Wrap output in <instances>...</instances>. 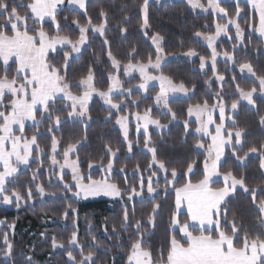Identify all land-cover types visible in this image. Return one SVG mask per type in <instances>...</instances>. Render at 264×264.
Wrapping results in <instances>:
<instances>
[{
    "label": "trees",
    "instance_id": "1",
    "mask_svg": "<svg viewBox=\"0 0 264 264\" xmlns=\"http://www.w3.org/2000/svg\"><path fill=\"white\" fill-rule=\"evenodd\" d=\"M12 2L13 0H9V3ZM15 2L21 15L30 14V9L23 5L31 3L32 0H15ZM142 2L143 0H91L86 2V11L84 10L82 13L66 7L58 10L56 20L60 25L59 30H57L55 23L49 21L37 24V27L42 26L43 30L51 36H68L76 41L80 36L79 26L87 27L89 17L92 26L104 23L106 19L104 34L99 38L88 31L86 47L76 59L68 62L69 66L66 69L67 80L73 85H78L79 80L85 77L91 69L95 77V86L105 91L109 86L108 76L114 75L107 52L111 50L113 56L121 62V67H124L129 61L132 63L147 62L149 56L155 60L156 51L151 42L153 36L159 34L163 37V40L160 41V47L163 49L164 57L178 58L164 64L155 75L162 73L170 77L175 84L184 83L186 87L191 89L189 91L191 96L184 100L169 101L168 107L176 113L177 117L174 124H171V114L168 110L167 113H162L154 107L153 98L159 90L150 88L146 91L145 97L138 92L132 93L129 98L114 97V102L124 101L125 103L121 110L115 114L112 113L111 116H109V110L100 101L93 100L88 107L87 114L91 117L88 123L69 121L67 111H56L64 108L66 104L63 101H57L52 111L61 116L62 123L54 133L47 132L48 127L52 126L48 119H43L38 127H25L23 134L26 137L30 138L37 131L41 133L37 142L40 148L44 149V153L40 157L43 160V167H40L38 162H30L25 170L17 174L13 182L6 185L9 189V195H11L12 190H15L25 198L20 201L23 204L22 207L17 208L13 205L11 209L0 208V264H9L3 258L5 234L8 235L9 242L13 245L10 264H26V257L29 256L32 258V264H70L66 249L71 250L73 256L79 261L81 259L80 247L76 246L74 249L68 245L73 230H77L78 244L83 247V252L94 254L95 264H127L128 250L136 236V220H140L143 225L144 246H150L154 257L161 249L164 250L166 256L169 240L173 234H176L177 239H181L183 243L178 228L173 232L169 226L170 216L174 210L175 188L183 186L189 180L196 183L203 178V165L206 156L199 152L195 145L198 142L207 143V141H203V139L192 134L196 126L189 122L187 109L189 106L203 103L205 100L208 101L209 105H213L218 92H223V98L227 102L226 115L232 116L236 121V126L246 131L243 138V150L238 151L239 156L244 157L250 147H259L264 143V126L259 123L260 116L264 115V98H254L255 107L248 108L238 104L235 114L230 115L229 113L231 103L234 100L240 102L236 93V84L245 90H250L252 87L258 88V81L255 77L248 78L244 74L247 71L240 72L239 65L250 62L258 75H264V45L258 38L257 32L248 27L249 24L258 27V18L251 11V8L241 4L243 18L239 22L241 27L245 29V44L235 49L236 63H216L214 74L210 68L203 72L200 71V57H204L205 61H210L211 54L198 38L214 35L215 24L226 21L210 14H198L182 1L163 4L152 3L148 9L149 27L145 28L142 26L143 18L140 12ZM222 6L234 15L235 4H223ZM101 10L107 13L106 18L100 16ZM73 20L78 21L79 26L72 23ZM3 23L4 17H0V24ZM33 23L34 21L30 19L28 21L29 27ZM197 32H201L202 35L196 36L195 33ZM9 34H12L10 25ZM229 37H233V39H229ZM234 37L235 31L230 29L228 36L219 41L215 47L219 55H223L225 51L233 53V46L238 44ZM105 41L108 43L106 44ZM189 50H194L197 53L192 60L182 57ZM65 51L67 50H60L49 55L48 62L55 67H62ZM5 67L8 68L7 75L12 78L16 74V66L14 64L5 66L0 63V76L5 74ZM215 75L225 77L220 87L212 81ZM119 79L125 89H134L140 83L137 77L127 81L120 75ZM71 91L76 95H81L83 92L78 86H73ZM10 99V97H5V102L7 103ZM133 100L137 103L133 104ZM148 109H151L150 117L152 119H158L161 124L167 125V130L160 134L148 131V135L151 137L149 147L157 149L156 159L163 161L169 169L168 181H172L170 175L172 168H175L178 173L175 181L168 185L167 192L160 190L165 188V173L154 167L149 168V165L153 163V157L143 152L145 149L148 150L144 146L145 136L138 134L135 128L130 125L127 143H125L120 130L116 127L117 116L135 115L137 112L143 114ZM41 119L40 112H37V120ZM185 121H188L187 129L184 127ZM225 127L226 130H235L231 124ZM15 134L20 135L19 132ZM52 135L60 140L57 155V159L60 161L62 160L63 149L68 143L81 141L72 158L79 157L80 172L85 177V183L88 182L87 177L89 175L95 180L102 179L103 176L100 171L111 160V155L106 151L107 147L110 146L114 151L119 149L117 156L112 161L114 166L109 177L111 182L118 184L121 189L132 185H137L139 189V180L143 177L145 180L144 190H146L148 175L151 171H157V177H153V180H159L160 189L157 190V194L152 199H147L143 194L142 200L132 201L131 204L125 202L127 195H124L123 198L120 197L125 204L106 201L76 202L70 197V192L64 193L62 186L54 183L52 179L50 171ZM85 136L86 140H84ZM129 142L133 145L131 152L128 151ZM33 147V155L36 156L35 146ZM232 151L231 148L224 151V158L218 167L221 175L232 171L237 177L243 176L249 188H264V170L259 167L260 153L249 154L248 158L241 163L235 159ZM90 161L94 162L93 167H98V170L89 172L88 163ZM193 162V171L188 173L187 165ZM137 165L139 166L138 171ZM155 165L158 166V164ZM122 167L126 169L124 172L120 171ZM34 174L37 177L34 184H43L46 192H54L57 195H46L44 199H40L39 195H34L31 201H27V186L32 184V190L34 193L36 192L32 181ZM63 182L70 183L69 176H64ZM153 186L155 187V183ZM211 187L215 189L221 188L223 185L214 183ZM73 191L75 190L73 189ZM257 199H264V192H259ZM154 203L161 205L155 218V227L146 222ZM69 205L77 212H70L65 218L63 214ZM125 206L129 211L130 222L128 230L121 231L122 210ZM226 208L228 219L231 220L235 215L251 234L264 232V229L256 227V218L259 213L253 207L249 193H245L243 190L235 191L227 198ZM178 218L181 222L188 220L186 213H180ZM74 222L75 229L73 227ZM113 226L117 229L116 233L112 232ZM41 233L44 235L42 236ZM53 236L58 243H63L65 248L54 250L51 247ZM93 237H95V241H93ZM236 243L240 244L241 242L237 241Z\"/></svg>",
    "mask_w": 264,
    "mask_h": 264
},
{
    "label": "snow or ice",
    "instance_id": "2",
    "mask_svg": "<svg viewBox=\"0 0 264 264\" xmlns=\"http://www.w3.org/2000/svg\"><path fill=\"white\" fill-rule=\"evenodd\" d=\"M64 0H33V2L23 5L30 9V14L21 15L18 11V5L13 0H0V17H4V23L0 24V58L3 60L5 66L15 57L17 63L16 74L9 78L7 75L8 68L5 67V74L0 76V165L3 170L0 171V201L5 205L13 203V198L16 201V207H20V201L25 197L15 190L11 191L6 185L13 182V179L20 172L21 166L28 167L30 162H38L40 167H43V160L40 158L44 153V149L40 148L38 144V137L41 135L39 131L33 134L30 138L24 136L25 122L32 121L37 127L43 122V119L51 121L52 126L48 127V133H54L58 126L62 123L61 116L56 115L52 109L57 102V97L70 101L64 108L56 111H67L68 118H80L90 120L88 116V103L91 98L96 95L99 96L109 110H121L124 101L119 103L114 102L113 94L119 92H126L128 95L132 94L131 88H123L122 82L118 75L110 74L108 76L109 86L107 90H101L94 84V74L89 69L87 75L82 77L78 85L71 84L66 77V69L69 66L68 62L72 53H79L81 46L88 42L87 32L91 27L93 32L104 34L106 29V19L104 23L92 26L91 18L88 19V26H79V22L73 20L72 23L79 26V39L73 41L68 36H51L43 30V27H37L39 21L44 20L45 17L51 18L55 23L57 30L60 29L59 22L56 20L57 8L63 4ZM69 4L77 6L79 9L86 11V0H68ZM188 3L193 9H200L203 12H208L211 9L214 15H218L224 19L225 23L215 24V35L204 36L208 47L212 49L211 65L213 71L216 68V57L218 55L215 49V41L221 36H228L230 26L235 28L234 39L238 44L233 46V53L225 51L223 55L227 60L236 63L235 49L245 44V29L241 27L240 19L243 18V8L241 7V0H234L235 13L230 14L226 7L222 6L224 0H207V4L200 3V0H188ZM246 3L252 8L257 9L259 14V26L253 27L249 24L248 27L254 32H257L264 42V0H246ZM150 0H143L140 5V12L143 16V27H149L148 24V9ZM100 16L107 17V13L101 10ZM32 19L33 25L29 27L28 21ZM127 19V17H125ZM67 20V18H65ZM9 25L11 35L9 34ZM207 28V25L205 26ZM126 31V29H124ZM196 36H201V32L195 33ZM153 43L156 44L155 60L151 56L147 62L137 61L132 63L129 61L123 67L124 74L131 76L133 72L138 71L141 78V83L137 85L139 89L148 90L149 82L159 81V92L155 95L154 102L158 106H162L171 114V119L176 120V113L168 107L170 94L183 93L187 95L191 89L185 86L184 83L175 84L168 76L152 75L148 69L160 70L162 60L165 58L163 49L160 47L159 41L163 37L159 34L153 36ZM233 39V37H229ZM107 44L108 41H105ZM71 45L69 51L63 53L64 63L62 67H55L48 62L50 51L56 50V45ZM134 51V50H133ZM108 58L112 62L113 68L119 72L121 62L113 56L111 50L107 52ZM187 56H196L194 50H189L185 53ZM206 65L204 57H200V67L203 69ZM240 72L249 73L258 81V88L252 87L250 90H245L236 84V93L239 94L241 100L246 101L248 105L255 107L254 95L259 92L260 96H264V75H258L253 65L250 62H244L239 65ZM220 81H224L225 77L218 75L216 77ZM235 80V77H233ZM73 86H82L83 92L81 95L73 94L71 88ZM194 87V86H193ZM10 95L12 98L6 103L5 97ZM216 103L209 105L205 100L203 103L191 105L187 109L189 116H195L198 126L195 129L196 133H201L204 136L211 138V144L206 148L207 156L203 165V178L196 183L191 180L183 184L181 187L175 188V202L173 214L170 216L169 226L175 232L178 228L179 233L185 242L177 239L176 234L171 235L169 240V247L165 256L164 250L154 257L150 246H144V233L142 232L143 225L140 220L135 221L136 236L130 244V249L127 254V264H264V232L251 234L242 221L238 220L235 215L231 220L228 219V210L226 208L227 198L233 194L238 188L245 193H249L252 199V205L258 210L256 227L264 229V199H257L259 192H264V188L252 187L246 185L243 176L237 177L232 171L223 174L224 186L221 188H212L210 185L213 182V177L221 175L218 171L219 162L224 154L225 148L230 147L232 155L241 163L248 158L249 154L260 153V169L264 170V143L259 147L253 146L248 149L244 157L239 156L238 151L243 150V138L246 135L245 129L238 128L236 121L232 116H226L227 102L223 98V92L216 94ZM133 104L137 102L132 101ZM239 101H233L230 109L233 113L238 108ZM40 110L42 116L41 120H37V110ZM70 109V110H68ZM219 111L220 123L215 127V134L209 130V126L214 124L213 112ZM151 109L146 110L143 114L136 113L135 120L137 122V132L143 127L145 142L144 146L152 153L153 163L158 164V170L165 173L166 184L164 189H160L159 180H153L157 177V171H151L147 177V193H156L158 189L167 192V187L172 181H175L178 173L175 168L170 170L172 181L167 180L169 169L163 161L156 159L157 149L149 147L151 137L148 135V126L150 124L156 125L159 128H166L167 125L161 124L158 119L150 117ZM112 113L109 111V116ZM231 120V127L233 130H226L225 120ZM128 121L129 115H120L116 118V124L123 130L125 140L128 139ZM142 122V124H141ZM259 123L264 126V115L259 118ZM15 126V128H14ZM185 129L188 128V121L184 122ZM19 131L20 135H16ZM86 140V136L84 137ZM81 141L77 140L75 143H68L63 149V162L57 159L58 146L60 140L52 135L51 149H50V165L52 169L59 168V182H62L64 193H71L76 198H87L88 196L105 195L112 197H121L127 195L129 201L134 197L141 196L144 193L145 180L143 177L139 180V189L137 185H132L121 189V187L111 182L109 178L101 180L92 179L91 175L85 177L80 172V160L78 156L72 158L77 152V145ZM33 146H35L36 156L33 155ZM239 146V149H237ZM132 143H128V151L132 150ZM197 149H205V144L198 142L195 145ZM107 153L112 157H116L119 149L115 151L108 146ZM94 162L88 163V168L92 169ZM112 160H109L105 172H110L113 168ZM152 165H149L151 168ZM194 162L187 165V172L193 171ZM71 169L72 181L74 184L63 182V170ZM126 169L121 168L124 172ZM139 166L137 165V171ZM39 171V169H37ZM36 175L32 177L33 184L36 180ZM155 183V187L153 186ZM36 192L32 190L33 185L27 186V201H31L34 195H39L43 198L46 195L56 196V193H48L43 184H34ZM75 188V191H73ZM186 207L188 220L183 222L178 218L180 209ZM161 205L154 203L151 209V214L146 218V222L155 227V218L158 214ZM76 213L71 205L64 211L66 218L69 213ZM122 224L121 231H127L130 222L129 211L125 206L122 210ZM134 215V208H133ZM223 225V227H222ZM12 227V226H10ZM76 228L75 222L73 225ZM107 231V229H105ZM113 233L117 232L115 226L112 229ZM43 236L44 234L41 233ZM95 241V237H93ZM240 241V244L236 242ZM3 243L5 245L3 258L10 264V257L13 245L9 242L8 235H4ZM68 245L80 247L81 259L76 260L71 250L66 249L67 257L73 264H95L94 254L83 252V247L78 244L77 230H73L68 240ZM51 247L55 250L57 248H65L63 243H58L55 236L51 239ZM26 264H32V258L26 257Z\"/></svg>",
    "mask_w": 264,
    "mask_h": 264
},
{
    "label": "rangeland",
    "instance_id": "3",
    "mask_svg": "<svg viewBox=\"0 0 264 264\" xmlns=\"http://www.w3.org/2000/svg\"><path fill=\"white\" fill-rule=\"evenodd\" d=\"M88 1H91V0H86V2H88ZM176 1H182V2L186 3V4L188 5V7H189L192 11H194V12H196V13H198V14H201V15L210 14V15H212V16H214V17H217V18L221 19L218 15H214V14L212 13L211 9H209V11L206 12V13L203 12V11H201V10L198 9V8H197V9H193V8L191 7V5L188 3V0H150V4H152V3H155V4H163V3H171V2H176ZM32 2H33V0H32ZM200 3L206 5V4H207V0H200ZM223 4H235V3H234V0H224V3H223ZM241 4L248 5V4L246 3V0H241ZM248 6L251 8V11H252L253 13L256 14V16H257V18H258V26H259V14H258L257 9L252 8L250 5H248ZM64 7L68 8V9L75 10V11H77V12H79V13L84 12V9H79L77 6L72 5V4H69V3H68V0H64V3L58 6L57 11L60 10V9H62V8H64ZM141 14H142V13H141ZM142 18H143V16H142ZM46 20H48L49 22L53 23L52 20H51V18H49V17H46ZM53 24H54V23H53ZM214 28H215V27H214ZM89 29H91V28H89ZM230 29H233V30L235 31V28L232 27V26H230ZM88 31H89V30H88ZM91 32H92L93 35H95L96 37H99V38H100V37L102 36V35H101L100 33H98V32H93L92 30H91ZM214 35H215V34H214ZM257 36H258V38L262 41V38L259 36L258 33H257ZM225 37H226V36L221 35V36L215 41V47H216V45L219 43V41L225 39ZM198 40L202 43V45H203V46L208 50V52L211 54V53H212V49L208 47L207 41L204 39V37H199ZM159 43H160V45H161V42H160V41H159ZM238 43H239V42H238ZM262 43H263V45H264V42H262ZM151 45H152L153 49H155V51H156V44H154L153 41H152V42H151ZM58 46H60V48H63L62 50H64V48H66L65 50H67V51H69L70 48H71V45H58ZM85 47H86V44L82 45V46H81V51H82ZM57 48H58V47L56 46V49H57ZM81 51H80V52H81ZM52 52H54V51H50V53H52ZM80 52H79V53H80ZM79 53H72V55H71L69 61H70V60H73V59H76V58L78 57ZM182 57H184V58L187 59V60H192V59L195 58V56H187V55L182 56ZM176 58H178V57H173V56H170V57H168V58L165 57V58L162 60L161 67H162L164 64H166L167 62H169V61H173V60H175ZM110 63H111V66H112V62H111V61H110ZM216 63H227V64H231L232 61L227 60V58H226L225 56H223V55H219V54H218L217 57H216ZM207 68H210V69L212 70V72L215 74L216 70H215V72L213 71V68H212V65H211V60H210V61H206V65H205V67H204L203 69H201V67H200V71L203 72V71H205ZM112 69H113V71H114V75H118V76L121 75V76H123L124 79L127 80V81L133 79L134 77H137V79L140 81V83L142 82V81H141V78H140V74H139L138 71L133 72L131 76H126V75L124 74L123 67H120L119 72H117V71L113 68V66H112ZM159 71H160V70H159ZM159 71H158V70H155V69H151V68L148 69V72H149L150 74H152V75H155V74L158 73ZM244 74H245L246 76H248V78H253V77H252L249 73H247V72L244 73ZM216 77H217V76L215 75V76L213 77L212 81H214V82L217 84V86L220 87V86L222 85V81L218 80ZM109 83H110V82H109ZM78 87L83 91V87H82V86H78ZM159 87H160V85H159V81H151V82H149L148 89H150V88H157V89L159 90ZM134 92H138V93H140V94H141L142 96H144V97H145V95H146V91L143 90V89H139L138 87H135L134 89H132V93H134ZM237 95L239 96L238 93H237ZM118 96H124L125 98H129L130 95H128V93H126V92H119V93H114V94H113V98H114V97H118ZM190 96H191V92H189L187 95H185V94H183V93H176V94H174V95L170 94V96H169V101H172V100H184V99H187V98L190 97ZM239 98H240V97H239ZM254 98H264V96H260V95H259V92H257V94L254 95ZM93 100L100 101V102L102 103V105H103L107 110H109V106L106 105V104L104 103V101H103L99 96H96V95H94V96L91 98V100H90L89 103H88V107H89L90 103H91ZM57 101H63L65 104H70V103H71L70 101H67L66 99H62L61 97H57ZM216 102H217V101H215V103H216ZM215 103H214V104H215ZM239 104H240V105H244V106H246V107H248V108H251V107H252L251 105H248L246 101H243V100H241V99H240ZM154 107H155L156 109L160 110L162 113H167V109L164 108V107H162V106H158V105L155 104ZM109 111H111V113H113V114L117 113V110H116V109H111V110H109ZM226 112H227V110H226ZM229 113H230V115L235 114V113H233V112L231 111V109L229 110ZM127 115H129V114H127ZM212 115H213V120L215 121V123L209 126V130L212 132V134H215V127H216L217 124L220 123V119H219V111H218V109L215 110V111L213 112ZM187 116H188V120H189V122L194 123L195 126L197 127L198 124L196 123V118H195V116H189L188 114H187ZM226 116H229V114L226 115ZM68 120H69V121H75V122H78V123H88V122H89L87 119H80V118H68ZM26 123H28V122H26ZM29 123H33V122H29ZM174 123H175V121L172 120V121H171V124H174ZM141 124H142V122H141ZM229 124H232V121L226 119V120H225V126H226V125H229ZM31 125H32V126H29L28 124H25L26 127H36V125H34V124H31ZM130 125L133 126V127L135 128L136 132H137V122H136V120H135V115H129L128 127H129ZM14 127H15V126H14ZM116 127L120 130V132H121V134H122V136H123V141H124L125 143H127V140H125L124 135H123V130H122V129L120 128V126L117 125V124H116ZM195 129H196V128H195ZM166 130H167V127H166V128H159V127H157L156 125H152V124H150V125L148 126V131H153V132L158 133V134L163 133V132H165ZM137 133H138V132H137ZM138 134H142V135H144L143 127L140 128V131H139ZM192 134H194L197 138L203 139V141H204V140L207 141V143L205 144V149H198L199 152H201V153H203L205 156H207L206 148H207V146H208L209 144H211V138L208 137V136H204V135L201 134V133H196L195 130L192 132ZM144 136H145V135H144ZM33 148H34V147H33ZM227 148H230V147H226L225 149H227ZM143 152H145V153L149 154L151 157H153V156H152V153L149 152L147 149L143 150ZM110 157H111V160H112V161L115 159V157H112V156H110ZM223 158H224V154H223V156H222V158H221V161H222ZM221 161L219 162V165H220ZM60 162H61V163L63 162V158H62V160H61ZM152 167H154V168H156V169L158 170V166H156L154 163H152ZM25 168H26L25 166H21L20 171L25 170ZM50 168H51V166H50ZM2 170H3V167L0 168V171H2ZM96 170H98V167H93L92 169H89V172L96 171ZM112 170H113V169H111L110 172H105L104 170H101L100 173H101L102 176H103L102 179H104V178H109L110 175H111V173H112ZM50 171H51V173H52L51 176H52V179H53L54 183H58V184H60V185L62 186V182H59V171H60L59 168L57 167V168L52 169V170H50ZM158 171H160V170H158ZM53 176H54V177H53ZM64 176H69L70 184H74V182L72 181V172H71V169H68V168L64 169V170H63V177H64ZM154 180H155V179H154ZM214 183H221V184L224 186L223 176H222V175H219V176L213 177V182L211 183V185L214 184ZM211 185H210V186H211ZM73 189L75 190V188H73ZM238 190H242V189H239V188H238L236 191H238ZM143 194H145V196H146L147 199H152V198L157 194V192H156V193H153V194H148V193H147V190H144V193H143ZM69 195H70V197H71L74 201H76V202H80V203H88V202H96V201H106V202H110V203H120V204H125V203L121 200L120 197L105 196V195H103V194H101V195H96V196H88L87 198H83V197L76 198V197H73V196L71 195V193H69ZM231 195H232V194H231ZM231 195H230V196H231ZM230 196H229V197H230ZM229 197H228V198H229ZM44 198H46V196H44L43 198L40 197V199H44ZM142 199H143V195H141V196H137V197H134V199L131 200V201H129L128 198H126L125 202H126L127 204H131L132 201H140V200H142ZM19 203H20V202H19ZM13 205L16 206L15 198H13V203L10 204V205H5V204L2 203V201H0V208L11 209ZM22 206H23V204L20 203V207H22ZM185 209H186V207H185ZM180 213H185L183 207L180 209L179 214H180ZM188 219H189V217H188ZM149 225H150V224H149ZM150 226H152V225H150ZM181 237H182V234H181ZM182 240L185 241L186 238H183V237H182ZM70 248H74V249H75L76 246H70ZM60 250H61V249H60ZM68 261H69V260H68ZM69 263L72 264V261H69Z\"/></svg>",
    "mask_w": 264,
    "mask_h": 264
},
{
    "label": "crops",
    "instance_id": "4",
    "mask_svg": "<svg viewBox=\"0 0 264 264\" xmlns=\"http://www.w3.org/2000/svg\"><path fill=\"white\" fill-rule=\"evenodd\" d=\"M58 12V11H57ZM48 20H46V17L44 18V20H42V21H39V23L38 24H42V23H44V22H47ZM92 29H89V31H91ZM59 45V44H58ZM58 45H56L58 48L54 51V52H52V53H50L49 52V55H51V54H53V53H55V52H57V51H60V50H62L63 48H60V46H58ZM64 49H66V48H64ZM0 63L1 64H3V60H2V58H0ZM10 64H14L15 66H16V69H17V63H16V61H15V57H13L9 62H8V65H10ZM4 65V64H3ZM6 97H10V98H12L10 95H7L6 94ZM37 112H40V110H39V108H38V110H37ZM26 122H28V123H26ZM25 122V124H28L29 126H32L31 124H33V123H29V122H32V121H26ZM26 127V126H25ZM15 128V127H14ZM16 132H19V131H16ZM3 166L2 165H0V168H2ZM26 169V168H25ZM184 208V211H185V213L187 214V209H185V207H183ZM183 242H185L184 240H182Z\"/></svg>",
    "mask_w": 264,
    "mask_h": 264
}]
</instances>
